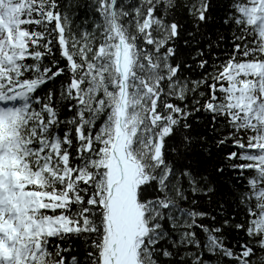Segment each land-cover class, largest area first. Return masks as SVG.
Wrapping results in <instances>:
<instances>
[{
  "label": "snow or ice",
  "instance_id": "1",
  "mask_svg": "<svg viewBox=\"0 0 264 264\" xmlns=\"http://www.w3.org/2000/svg\"><path fill=\"white\" fill-rule=\"evenodd\" d=\"M0 264H264V0H0Z\"/></svg>",
  "mask_w": 264,
  "mask_h": 264
}]
</instances>
